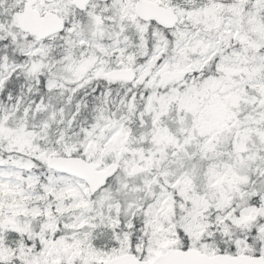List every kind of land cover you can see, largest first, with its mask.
<instances>
[{
	"label": "snow or ice",
	"instance_id": "1",
	"mask_svg": "<svg viewBox=\"0 0 264 264\" xmlns=\"http://www.w3.org/2000/svg\"><path fill=\"white\" fill-rule=\"evenodd\" d=\"M0 264H264V0H0Z\"/></svg>",
	"mask_w": 264,
	"mask_h": 264
}]
</instances>
